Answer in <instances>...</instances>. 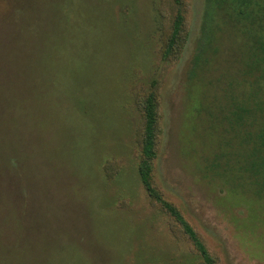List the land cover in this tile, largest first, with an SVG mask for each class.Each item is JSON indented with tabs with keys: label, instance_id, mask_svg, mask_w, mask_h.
Segmentation results:
<instances>
[{
	"label": "rangeland",
	"instance_id": "rangeland-1",
	"mask_svg": "<svg viewBox=\"0 0 264 264\" xmlns=\"http://www.w3.org/2000/svg\"><path fill=\"white\" fill-rule=\"evenodd\" d=\"M35 1L0 0V264H204L140 178L154 88V184L215 264H264V192L220 112L240 43L195 66L205 0H182L172 58L174 0Z\"/></svg>",
	"mask_w": 264,
	"mask_h": 264
},
{
	"label": "trees",
	"instance_id": "trees-1",
	"mask_svg": "<svg viewBox=\"0 0 264 264\" xmlns=\"http://www.w3.org/2000/svg\"><path fill=\"white\" fill-rule=\"evenodd\" d=\"M25 1V0H24ZM42 0H36L38 4ZM177 12L171 33L163 52L164 58L179 57L186 40L182 0H174ZM227 32L239 42L233 48L241 67L242 77L235 79L230 97L221 111V119L229 125L228 132L237 141L233 148L236 157L246 160V171L256 176L258 194L264 192V0H205L201 39L195 54V66H201L221 52L218 41L220 33ZM17 55H22L16 51ZM55 55V54H54ZM244 74H248L251 79ZM12 86V85H11ZM245 86V87H243ZM158 90L152 89L142 101L144 124L141 132L142 160L140 178L149 196L159 202L168 215L180 225L194 247L201 255L204 264H215L208 247L194 226L181 210L166 199L154 184L153 161L157 157L159 127ZM227 106V107H225ZM251 179V176L249 174Z\"/></svg>",
	"mask_w": 264,
	"mask_h": 264
}]
</instances>
